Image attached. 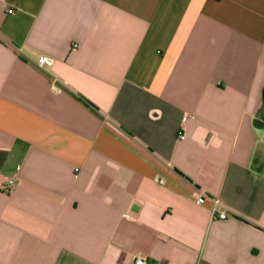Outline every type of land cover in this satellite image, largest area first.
Here are the masks:
<instances>
[{
  "label": "crops",
  "instance_id": "obj_1",
  "mask_svg": "<svg viewBox=\"0 0 264 264\" xmlns=\"http://www.w3.org/2000/svg\"><path fill=\"white\" fill-rule=\"evenodd\" d=\"M136 254L264 264V0H0V264Z\"/></svg>",
  "mask_w": 264,
  "mask_h": 264
},
{
  "label": "built area",
  "instance_id": "obj_2",
  "mask_svg": "<svg viewBox=\"0 0 264 264\" xmlns=\"http://www.w3.org/2000/svg\"><path fill=\"white\" fill-rule=\"evenodd\" d=\"M53 64V59L47 55H42L37 60V65L40 68H45ZM190 116H183L182 123H184ZM179 139L184 140L185 135L183 132L179 133ZM15 188V181L13 178H7L1 186V190L5 193H10ZM209 200L212 216L216 219H225L227 217L226 209L217 198H209L203 193L195 194V201L197 204H204ZM128 264H152L144 255H133Z\"/></svg>",
  "mask_w": 264,
  "mask_h": 264
}]
</instances>
